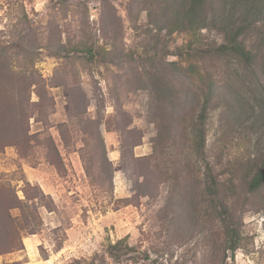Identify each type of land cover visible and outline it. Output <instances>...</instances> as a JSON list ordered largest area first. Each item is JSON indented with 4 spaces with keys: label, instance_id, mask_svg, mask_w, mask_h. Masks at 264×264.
Listing matches in <instances>:
<instances>
[{
    "label": "rangeland",
    "instance_id": "1",
    "mask_svg": "<svg viewBox=\"0 0 264 264\" xmlns=\"http://www.w3.org/2000/svg\"><path fill=\"white\" fill-rule=\"evenodd\" d=\"M182 2L0 0V264H264V185L248 187L264 162V79L221 66L200 143L217 66L205 52L224 37L211 13L189 30ZM171 85L182 106L157 122ZM207 168L231 183L236 251ZM125 238L134 250L111 259Z\"/></svg>",
    "mask_w": 264,
    "mask_h": 264
},
{
    "label": "trees",
    "instance_id": "2",
    "mask_svg": "<svg viewBox=\"0 0 264 264\" xmlns=\"http://www.w3.org/2000/svg\"><path fill=\"white\" fill-rule=\"evenodd\" d=\"M172 7L182 17L186 27L191 31H201L208 28L210 26V22H208L209 13H211L214 28L221 31L224 37L223 44L213 51L205 52L206 56L217 66L215 72L207 73L209 82L202 89L206 93L205 98L207 101H204L202 107H200L197 118L200 126L198 128L199 123L195 126L196 130L198 129L197 136L200 139V143L204 144L205 129L201 127L206 120V112L211 99L216 93L217 75L218 73L222 74L226 70L221 69V66L228 69V63L235 61L246 67V69L251 70L252 74L257 73L256 68H259L260 75L264 79V0H184L180 4H173ZM171 24L172 26H178L177 21H173ZM254 35L260 36L259 39L255 44H253V40L251 45H248L247 38L252 39ZM81 47L88 52L89 49L85 45ZM237 76L234 74L235 79L237 78L240 82H244L242 78ZM229 78H231L230 74ZM36 84L35 82H32L30 86L28 84V89ZM155 93L164 95L166 90L161 88ZM177 94L178 92L174 91L171 85L166 95L168 100L158 99L157 108L153 111V117L157 122H163L167 115L179 112L182 104L179 103ZM197 106L199 105L196 104L193 110H197ZM29 132L28 130L27 133H20V135L29 137ZM46 141L55 147L56 144L51 135L47 136ZM249 174H251V181L248 187L252 193H255L264 185V162L260 165L256 163ZM221 176H223L221 173L213 176L211 168H207L205 171L207 181L210 180L211 182L208 195L216 201L220 200L221 212H223L221 217L226 215V219L223 217L225 223L224 235L226 238L225 248L228 251H236L240 246V239L237 232L235 236H233V232L231 235V208L229 206L231 183L226 185V183L218 181ZM133 250L134 247H131L127 238H125L115 243H110L107 248V254L111 259L120 261Z\"/></svg>",
    "mask_w": 264,
    "mask_h": 264
},
{
    "label": "crops",
    "instance_id": "3",
    "mask_svg": "<svg viewBox=\"0 0 264 264\" xmlns=\"http://www.w3.org/2000/svg\"><path fill=\"white\" fill-rule=\"evenodd\" d=\"M109 153L112 154V153H114V151H110Z\"/></svg>",
    "mask_w": 264,
    "mask_h": 264
},
{
    "label": "bare ground",
    "instance_id": "4",
    "mask_svg": "<svg viewBox=\"0 0 264 264\" xmlns=\"http://www.w3.org/2000/svg\"><path fill=\"white\" fill-rule=\"evenodd\" d=\"M28 240H29V239H28ZM28 240H27V241H28ZM28 243H29V241H28ZM29 245H30V243H29Z\"/></svg>",
    "mask_w": 264,
    "mask_h": 264
}]
</instances>
